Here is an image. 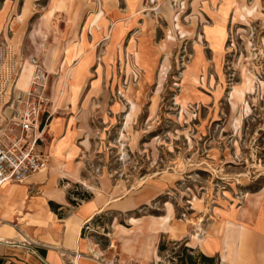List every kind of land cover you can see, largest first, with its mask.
I'll return each mask as SVG.
<instances>
[{"label":"rangeland","instance_id":"1","mask_svg":"<svg viewBox=\"0 0 264 264\" xmlns=\"http://www.w3.org/2000/svg\"><path fill=\"white\" fill-rule=\"evenodd\" d=\"M68 3L98 13L99 25L124 8L123 0H60L57 9ZM52 7L0 0V60L25 62L21 90L32 79L28 59L61 57L50 33L32 32L37 20L50 24ZM133 24L120 42L116 28L106 35L91 70L85 35L68 46V81L43 64L52 107L92 109L86 181L68 196L74 206L92 197L108 205L83 235L108 264H220L202 258L206 229L246 255L248 231L224 218L264 196V0H141Z\"/></svg>","mask_w":264,"mask_h":264},{"label":"crops","instance_id":"2","mask_svg":"<svg viewBox=\"0 0 264 264\" xmlns=\"http://www.w3.org/2000/svg\"><path fill=\"white\" fill-rule=\"evenodd\" d=\"M140 1L123 0L124 8L112 9L107 24L99 25L94 20L98 13L89 16L83 6L74 9L71 3H68L67 10H58L60 0H50V6H53L48 16L50 24L46 26L44 19L37 20L32 32L50 33V46L62 53L57 64L51 56L43 62L44 66L49 69L47 63L54 65L58 80L68 81V46L78 43L85 35V51L90 54L87 70H91L98 47L107 41V34L112 35L116 28L114 41L117 43L122 41L123 33L132 32L136 27L133 17ZM23 21L19 20L20 27L24 26ZM23 46L24 42H18L15 47ZM70 54L72 57L73 53ZM26 67L25 70L33 72L31 64ZM59 93L56 91L55 97L60 96ZM94 95L90 94L88 99ZM56 107V104L51 107L54 112H51V120L44 129L43 142L39 146L40 153L49 160L45 174L37 173L23 184L10 182L0 186V264H108L100 259L90 239L83 235L86 225L92 223L108 203L92 197L74 206L68 196L73 184L86 181L84 171L90 156L88 135L91 129L86 120L92 115V109L87 110L84 106L75 109L71 101L65 107ZM62 181H68L69 187L62 186ZM227 213L226 224L241 232L248 231L250 251L241 255L234 249L231 254L229 240L221 234L214 235L215 240L209 239L211 229H206L201 236V240L206 239L203 246L201 242L198 244L203 255L218 258L220 264H234L241 258L245 264H264V196H252Z\"/></svg>","mask_w":264,"mask_h":264},{"label":"built area","instance_id":"3","mask_svg":"<svg viewBox=\"0 0 264 264\" xmlns=\"http://www.w3.org/2000/svg\"><path fill=\"white\" fill-rule=\"evenodd\" d=\"M3 61V75L10 87L5 89L2 84L0 89V186L23 184L49 168V160L40 153L39 146L52 117L51 101L46 95L49 74L42 61L37 57L28 59L33 72L27 90L19 88L25 62L21 59L12 65Z\"/></svg>","mask_w":264,"mask_h":264},{"label":"trees","instance_id":"4","mask_svg":"<svg viewBox=\"0 0 264 264\" xmlns=\"http://www.w3.org/2000/svg\"><path fill=\"white\" fill-rule=\"evenodd\" d=\"M83 197L87 199V196H86V195H84ZM71 202H72L73 204H75L74 201L71 200ZM52 207H54V204H53V203H52ZM96 219H97V217L93 220V222H94ZM202 258H203L204 260H208V261H212V259H213V258L206 257L205 255H203Z\"/></svg>","mask_w":264,"mask_h":264},{"label":"bare ground","instance_id":"5","mask_svg":"<svg viewBox=\"0 0 264 264\" xmlns=\"http://www.w3.org/2000/svg\"><path fill=\"white\" fill-rule=\"evenodd\" d=\"M44 172V171H43ZM29 179V178H28Z\"/></svg>","mask_w":264,"mask_h":264}]
</instances>
